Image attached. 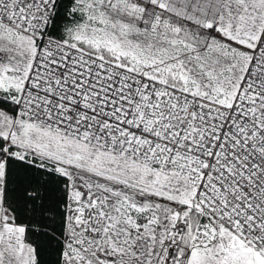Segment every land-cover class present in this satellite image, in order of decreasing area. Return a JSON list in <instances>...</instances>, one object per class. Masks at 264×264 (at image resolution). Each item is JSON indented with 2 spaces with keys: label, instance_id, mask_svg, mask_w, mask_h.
<instances>
[{
  "label": "snow or ice",
  "instance_id": "snow-or-ice-1",
  "mask_svg": "<svg viewBox=\"0 0 264 264\" xmlns=\"http://www.w3.org/2000/svg\"><path fill=\"white\" fill-rule=\"evenodd\" d=\"M0 264H264V0H0Z\"/></svg>",
  "mask_w": 264,
  "mask_h": 264
}]
</instances>
